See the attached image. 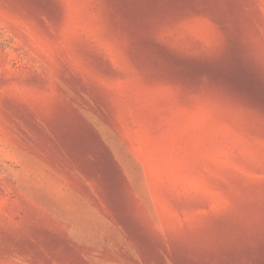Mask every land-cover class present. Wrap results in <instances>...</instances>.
<instances>
[{
  "label": "rangeland",
  "instance_id": "1",
  "mask_svg": "<svg viewBox=\"0 0 264 264\" xmlns=\"http://www.w3.org/2000/svg\"><path fill=\"white\" fill-rule=\"evenodd\" d=\"M0 264H264V0H0Z\"/></svg>",
  "mask_w": 264,
  "mask_h": 264
}]
</instances>
